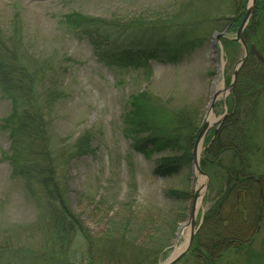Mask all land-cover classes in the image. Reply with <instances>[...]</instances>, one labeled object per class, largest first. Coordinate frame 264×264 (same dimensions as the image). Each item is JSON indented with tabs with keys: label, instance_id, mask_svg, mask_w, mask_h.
<instances>
[{
	"label": "rangeland",
	"instance_id": "374dc122",
	"mask_svg": "<svg viewBox=\"0 0 264 264\" xmlns=\"http://www.w3.org/2000/svg\"><path fill=\"white\" fill-rule=\"evenodd\" d=\"M187 3L188 0H0V33L3 39L11 45L10 29L15 21L21 45L18 54L24 50L31 61L25 56L27 61L24 65L36 71L37 68L44 69L56 78L60 99L53 115L52 144L59 170L67 178L71 210L98 238L108 233L112 216L134 214L133 234L137 236V242L166 248L154 264H164L187 244L191 229L187 224L192 214L195 190L201 182V187H204L208 180L205 176L195 175L192 165L172 178L153 175L155 162L132 150L131 141L122 131L129 97L147 93L150 100L165 104L168 109L193 104L201 110V131L217 75L218 86L228 88L235 67L245 55L244 48L235 41L236 32L228 33V29L223 31L215 27L209 30L205 44L178 64L152 60L147 70L109 69L97 59L89 40L70 33L64 19L66 15L79 13L109 22L116 20L121 25L132 20L152 23L166 20ZM242 5L247 7L249 0H242ZM223 32H226V38L213 46L214 34ZM126 37L129 38L128 34ZM215 59L220 63L217 64ZM262 89L256 106L252 110L249 106L247 110L250 113L245 116V127L251 136L250 148L244 149L246 152L241 158L231 151L219 157L209 155L203 164L207 149L215 140L213 137L211 141L213 133L221 129L235 110L232 93L221 95L215 105V122L203 140L200 154L201 168L209 177L202 208L195 220V237L199 236L202 251L191 252L192 243L186 258L176 264H198V257L200 260L206 258L204 251L210 245L214 249L213 264H264V87ZM11 114V101L0 88V243L5 240L4 228L28 224L36 217L33 204L25 197L20 183L12 175L10 163L5 159L10 152L11 131L5 127L4 120ZM86 133L92 135L93 153L72 158V146ZM241 161L247 174L259 182L253 185L251 201H241L250 218L244 233V243H247L240 247L238 243L219 238L216 243V227L208 225L209 228L202 229V226L207 213L222 203L218 217L222 223L217 228L221 234H228L225 228L231 225L232 218H236L237 210H233L228 201H221V196L227 184L231 183L228 170L239 168ZM170 190H189L192 198L185 204L172 202L167 198ZM231 200L234 202L233 197ZM259 206L258 213L255 209ZM187 207V218L182 220ZM0 264L53 263L41 259L28 261L27 257L4 254L0 257Z\"/></svg>",
	"mask_w": 264,
	"mask_h": 264
},
{
	"label": "trees",
	"instance_id": "16d2710c",
	"mask_svg": "<svg viewBox=\"0 0 264 264\" xmlns=\"http://www.w3.org/2000/svg\"><path fill=\"white\" fill-rule=\"evenodd\" d=\"M246 11L242 0H188L187 5L163 21L132 20L121 25L116 20L109 22L74 13L66 15L64 23L70 33L90 41L97 59L107 68L147 70L152 60L178 64L205 44L212 28L237 33ZM10 31L11 45L0 33V88L12 104V114L4 120L5 127L11 131L10 152L5 159L25 197L33 204L36 217L28 224L6 227V232L3 229L6 235L0 243V257L20 255L28 261L41 259L53 264H154L166 248L137 242L133 234L134 214L112 216L108 233L98 238L71 210L67 178L59 170L52 144L53 115L60 99L56 78L44 69L36 71L24 65L27 59L31 61L24 50L18 54L21 45L15 21ZM243 36L250 50L255 47L264 59V0L257 2ZM263 87L264 64L251 51L231 95L235 110L221 129L213 133L211 141L213 137L215 140L208 147L203 164L209 155L219 157L231 151L241 158L246 152L244 149L250 148L251 136L245 127V116L250 113L249 106L251 110L256 106ZM200 113L193 104L168 109L165 104L150 100L147 93H137L129 97L122 131L131 141L132 150L155 162L153 175L168 179L192 165V150L202 121ZM91 143L90 133L80 137L71 148L72 158L91 155ZM243 164L241 161L239 168L228 170L231 183L221 196V201H228L238 211L231 225L225 228L228 234H221L217 228L222 223L218 219L222 203L207 213L202 226V229L209 228L208 225L216 227L215 242L219 238L238 243L240 247L247 243H244V233L250 218L241 201L253 198V185L259 182L247 174ZM167 198L185 204L192 196L189 190H170ZM260 206L255 209L258 213ZM188 211L187 207L182 220L187 218ZM212 248L210 245L204 251L206 258L198 257V264L214 263ZM200 251L199 236H196L191 252Z\"/></svg>",
	"mask_w": 264,
	"mask_h": 264
},
{
	"label": "water",
	"instance_id": "95a60500",
	"mask_svg": "<svg viewBox=\"0 0 264 264\" xmlns=\"http://www.w3.org/2000/svg\"><path fill=\"white\" fill-rule=\"evenodd\" d=\"M256 3H257V0H249V5L247 7L246 14L243 18L242 23L240 24V26L238 28L236 39H235L236 42H239L242 44L244 51H245V55H244L243 59L240 60L237 64V66L235 67V69L233 71V78H232V81H231L229 87L225 88L223 90H220V91H215L213 88L210 102L206 108V114L207 115L209 114V112H211L212 114L214 113L215 105H216L217 101L219 100L220 96L222 95L223 91L226 93H232L233 92V90L236 86V83H237L239 71L241 70V68L246 63V61L249 57L250 50H249L247 44L245 43L243 33H244V30L247 27L248 23L250 22V20L253 17ZM223 38H226V32L214 34L213 39H212L213 46H215V42H217V41L220 42ZM252 51L255 54V56L258 58V60L264 64V59L258 54L255 47H252ZM215 61L217 64L220 63L219 59H215ZM214 87H215V84H214ZM206 118H207V116H206ZM212 125L209 123V121H207V119H205V123L203 124V127H202V129H201V131H200V133H199V135H198V137L194 143L193 150H192V167H193V170L195 172V175L197 173L201 176H205L208 181L206 182L204 187L197 188L195 190L194 205L192 208V214H191L190 221L187 224V225H190V228H191L188 242L184 246L183 250L177 256L169 259L164 264H176L181 259H183L185 257V255L187 254V252L189 251V249L193 243L194 237L197 233V230H196L197 228L195 225V220H196L195 204L199 198H201V200H203V198L205 196L206 187H208V183H209V177L203 172V170L201 168V161H200V154L199 153L201 152V145L203 143V140L205 139L206 135L208 134V132L212 128ZM199 149H200V151H199Z\"/></svg>",
	"mask_w": 264,
	"mask_h": 264
},
{
	"label": "bare ground",
	"instance_id": "6f19581e",
	"mask_svg": "<svg viewBox=\"0 0 264 264\" xmlns=\"http://www.w3.org/2000/svg\"><path fill=\"white\" fill-rule=\"evenodd\" d=\"M218 83H219V76L217 75V77H216V81H215V87H214V90H215V91L223 90L222 87H219V86H218ZM225 94H226V92L223 91L222 95L225 96ZM206 119H207V121H209V123H210L211 125L215 122L214 117H213V114H212L211 112H209V114L207 115V118H206ZM199 151H200V149H199ZM199 154H201V152H200ZM202 185H203V183L201 182L197 187H198V188H201ZM201 208H202V200H201V198H199V199L196 201V204H195V214H196V215L199 213V211H200ZM184 246H185V244H184ZM184 246H183L181 249H178V250L175 252L174 257L177 256V255L182 251V249L184 248Z\"/></svg>",
	"mask_w": 264,
	"mask_h": 264
}]
</instances>
